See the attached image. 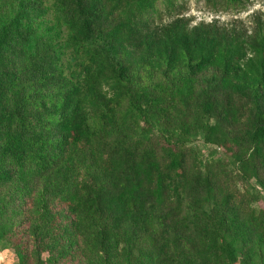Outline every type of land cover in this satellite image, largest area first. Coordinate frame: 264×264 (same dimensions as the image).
<instances>
[{"label":"trees","instance_id":"16d2710c","mask_svg":"<svg viewBox=\"0 0 264 264\" xmlns=\"http://www.w3.org/2000/svg\"><path fill=\"white\" fill-rule=\"evenodd\" d=\"M177 2L0 0L16 264H264V213L228 188L234 167L264 193V20L192 26ZM199 136L222 158L203 163Z\"/></svg>","mask_w":264,"mask_h":264},{"label":"rangeland","instance_id":"374dc122","mask_svg":"<svg viewBox=\"0 0 264 264\" xmlns=\"http://www.w3.org/2000/svg\"><path fill=\"white\" fill-rule=\"evenodd\" d=\"M49 2L45 3L47 6ZM178 6H181V17L188 20L192 26L199 23L212 24L217 23L219 27L233 28L238 32H250L253 30L252 19L259 17L264 20V2L262 0H178ZM161 8V7H160ZM52 9L44 18L46 26H52L53 19ZM163 22L167 21V16H162ZM159 20L157 19V22ZM62 38L66 36V30L61 28ZM73 65V62H69ZM188 146L195 148L199 152L200 159L203 163H211L222 158L223 151L215 146L205 144L202 137L199 136L192 140ZM234 181L228 184L229 191L236 196V201L241 200L250 216H257L264 213V193L254 180L245 183L241 175L233 167H230ZM256 190L259 192L256 194ZM253 193V194H251ZM255 198L254 200H252ZM17 258L10 243L0 242V264H16ZM235 264H241L239 262Z\"/></svg>","mask_w":264,"mask_h":264}]
</instances>
